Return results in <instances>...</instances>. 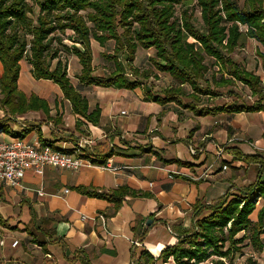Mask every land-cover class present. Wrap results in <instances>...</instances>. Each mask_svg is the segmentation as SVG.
<instances>
[{
	"label": "crops",
	"instance_id": "1",
	"mask_svg": "<svg viewBox=\"0 0 264 264\" xmlns=\"http://www.w3.org/2000/svg\"><path fill=\"white\" fill-rule=\"evenodd\" d=\"M247 40L255 42L256 53L264 54L259 43ZM92 41L93 75L106 77L109 73L95 69L94 47L100 45ZM66 54L67 60H60L67 65L70 83L87 100L89 112L100 109L99 124L94 126L74 115L60 89L49 80L34 79L31 66L22 60L18 89L27 97L34 94L46 101L49 113L40 110L9 117L0 109V142L19 137L70 153L86 141L81 151L93 165L79 170L45 167L41 175L27 171L22 188L0 182V240L4 241L0 264H131V256L137 258L143 250L157 258L184 231L193 228L197 202L211 205L225 193L235 194L251 185L259 175L264 181V111L198 116L186 106L188 103H195L196 110L211 109L228 106L234 97L226 96L225 103L220 104L219 96H201L193 102L188 96L191 90L185 89L187 84L181 87L185 95L178 98L179 102L161 104L151 99L162 97L163 90L177 85L175 81L162 90L150 85L133 90L82 85L77 79L81 69L78 59ZM232 55V61L264 83L258 56L256 60L246 57L237 61ZM100 67V71L107 70L103 64ZM214 68L218 73V67ZM2 71L0 63V76ZM156 75L170 76L158 71ZM243 87L249 92L248 101L237 103L252 105L257 98ZM220 148L224 153L219 158ZM246 156H258L262 164L248 162ZM120 187L136 195L126 196L116 212L112 203L77 191L86 188L109 193ZM39 189L43 196L37 195ZM261 199L253 218L250 216L252 222L257 221L264 204H260ZM209 213L204 210L198 218ZM142 231L146 235L140 241ZM14 241L17 244L12 246Z\"/></svg>",
	"mask_w": 264,
	"mask_h": 264
},
{
	"label": "trees",
	"instance_id": "2",
	"mask_svg": "<svg viewBox=\"0 0 264 264\" xmlns=\"http://www.w3.org/2000/svg\"><path fill=\"white\" fill-rule=\"evenodd\" d=\"M195 7L199 9L201 28L194 24ZM239 25L245 26L246 31H240ZM66 31L71 32L65 38L72 43L71 47L63 44L62 36ZM246 39H253L264 48V0H243L241 6L236 0H0V63L3 69L0 109L9 117L30 111L49 113L46 101L34 94L27 97L17 87L20 62L26 60L34 79L55 84L69 102L72 113L96 126L100 109L96 107L89 112L87 100L70 83L67 65L60 60V53H69L78 59L81 69L77 79L82 85L133 90L142 84L127 78L118 56L126 53V61L132 64L137 49L141 48L154 49L155 56L150 59L152 67L169 74L177 83L163 90L162 97L151 96L154 102H179L178 98L185 95L181 88L184 84L189 86L191 94L188 96L193 102H198L201 96H220L209 86L200 84L201 81L207 84L206 74L211 67L217 66L220 77L214 81L218 86L238 82L249 89L256 101L249 106L233 102L228 106L198 110L195 103L186 106L198 116L210 112L264 111V83L230 58ZM90 40L101 47L108 41L114 44L112 54L102 55L112 60L114 66L106 77L93 75ZM257 56L264 69V54L257 53ZM54 60L57 62L53 66ZM131 72L144 79L150 77L135 67ZM233 152L239 158L242 155ZM244 159L262 164L258 156ZM77 191L112 203L114 212L126 196L136 195L125 187L109 193L86 188ZM261 197H264V181L259 175L251 185L235 194L229 191L211 205L197 202L194 206L196 220L190 231H184L177 242L163 249L157 258L143 250L137 258L131 256V264L231 263L247 245L245 241L256 252H264V204L258 210L257 221L250 219ZM204 210L210 211L209 215L199 219ZM145 235L146 231L140 232L139 240ZM249 264L257 263L249 260Z\"/></svg>",
	"mask_w": 264,
	"mask_h": 264
},
{
	"label": "rangeland",
	"instance_id": "3",
	"mask_svg": "<svg viewBox=\"0 0 264 264\" xmlns=\"http://www.w3.org/2000/svg\"><path fill=\"white\" fill-rule=\"evenodd\" d=\"M238 5L241 6L243 0H236ZM193 18H194V24L197 28H201V20H200V14H199V9L197 7L194 8L193 10ZM179 14L178 8H176V15ZM71 35L70 31H66V33L62 36V38H64L63 43L66 44L67 46H71V42L65 38H68ZM91 42H93L91 40ZM243 45L241 48H237L235 50V52L233 53V58H235L237 61H241L242 59L246 58V57H251L254 60L255 56H257L256 53V44L255 42H250L249 40H244ZM113 42L112 41H108L104 46H96L94 47V50H96V52L94 53V66L96 71H99L98 73H103V74H110L113 69V62L112 60H108L107 58H103V54H112L113 52ZM66 53H61L60 57L63 60H67L66 59ZM154 56V49H150V50H143L141 48H138V52L135 55V60L132 64H128V62L126 61V53H122L118 56V60L123 68V72L127 75V78L131 81L133 80H137L139 81V83H141L145 88L150 85V88L153 89V87L157 90H162L165 87H168L171 84H175L174 80L168 76V75H160L161 77H158L156 75L157 71H155V69L152 67V64L150 62V59L153 58L151 56ZM101 64L105 65L107 70L104 71H100L99 69H101ZM240 65V64H239ZM79 66V64H78ZM241 66V65H240ZM137 68L139 72H147V74H149V78L148 79H144L142 78L140 75L135 76L134 74H132L131 72V68ZM242 67V66H241ZM72 74V73H71ZM108 74V75H109ZM107 75V76H108ZM157 78H156V77ZM212 76H214L215 79H212ZM171 79H170V78ZM220 77V73L216 72V68L211 67L210 71L206 74L205 78L207 80V84L204 81H201L200 84L204 87L209 86L210 89L212 88V90L218 92L220 94V96L218 97L219 99V104L220 103H225V97H234V102H245L248 101L246 99V97H248L249 92L242 86L240 85L238 82H235L234 84H230L227 86H218L216 84V79H219ZM151 78V79H150ZM152 78H154V80H152ZM158 81V82H156ZM185 89L187 92H190L189 87L186 85ZM232 91V94H228L227 91ZM223 97V98H222ZM204 103H206L205 99H201ZM184 102H187L186 99H184ZM215 103V102H214ZM238 104V103H237ZM264 179V178H263ZM264 198V197H263ZM260 204L264 203V199H261V201H259ZM258 202V203H259ZM258 205V204H257ZM253 218V215L252 217ZM239 237L242 236V233H240L238 235ZM262 238L264 239V235L262 236ZM245 245L244 248L242 249V251L238 254L235 255L234 259L231 261V263H226V264H249V260L255 261L257 264H264V252H256L255 250H253L251 248L250 245H248V241H245ZM19 243H18V247H19ZM202 264H211L209 263V261L202 263Z\"/></svg>",
	"mask_w": 264,
	"mask_h": 264
},
{
	"label": "built area",
	"instance_id": "4",
	"mask_svg": "<svg viewBox=\"0 0 264 264\" xmlns=\"http://www.w3.org/2000/svg\"><path fill=\"white\" fill-rule=\"evenodd\" d=\"M239 27L242 32L246 31L244 26L239 25ZM84 143L86 141L80 142L70 153H62L47 145H40L36 142L28 143L19 137L11 138L7 142H0V182L12 188H22L21 181L27 171L41 175L45 167L57 170H79L91 167L93 165L91 160L81 151ZM189 151L193 154L196 153L192 149ZM223 153L224 150L220 148L217 157L220 158ZM37 195L43 196L44 194L39 189ZM3 244L4 241L0 240V245ZM16 244L17 241H14L12 246Z\"/></svg>",
	"mask_w": 264,
	"mask_h": 264
},
{
	"label": "water",
	"instance_id": "5",
	"mask_svg": "<svg viewBox=\"0 0 264 264\" xmlns=\"http://www.w3.org/2000/svg\"><path fill=\"white\" fill-rule=\"evenodd\" d=\"M151 224V220H148L146 225L149 226Z\"/></svg>",
	"mask_w": 264,
	"mask_h": 264
}]
</instances>
